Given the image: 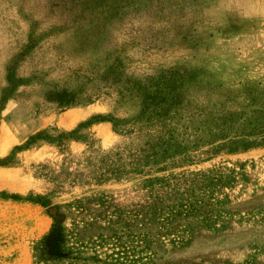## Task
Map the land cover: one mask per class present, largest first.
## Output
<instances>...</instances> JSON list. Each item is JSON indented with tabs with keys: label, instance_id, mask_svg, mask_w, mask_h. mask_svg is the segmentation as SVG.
Wrapping results in <instances>:
<instances>
[{
	"label": "rangeland",
	"instance_id": "rangeland-1",
	"mask_svg": "<svg viewBox=\"0 0 264 264\" xmlns=\"http://www.w3.org/2000/svg\"><path fill=\"white\" fill-rule=\"evenodd\" d=\"M54 224L46 264H264V0H0V264Z\"/></svg>",
	"mask_w": 264,
	"mask_h": 264
},
{
	"label": "trees",
	"instance_id": "trees-1",
	"mask_svg": "<svg viewBox=\"0 0 264 264\" xmlns=\"http://www.w3.org/2000/svg\"><path fill=\"white\" fill-rule=\"evenodd\" d=\"M117 59L114 58L111 62V66L115 65ZM151 92V96L146 98L151 102V105L154 107H159L164 100V83L161 82L153 86ZM163 95V96H162ZM162 96L160 99L159 97ZM14 199H17L16 197ZM42 242V246L38 247L37 245L34 247V263L33 264H46V260L44 256L46 255L49 259H53L55 257H65L67 259H71V254L67 252L66 254L63 252V235L62 229L58 224H54L47 235L40 241ZM37 250L44 251V254H37ZM44 258V260H43ZM141 264V263H140Z\"/></svg>",
	"mask_w": 264,
	"mask_h": 264
}]
</instances>
